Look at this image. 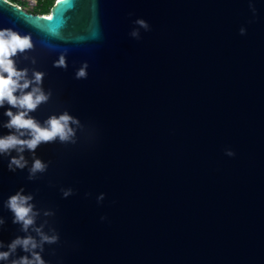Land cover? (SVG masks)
Returning a JSON list of instances; mask_svg holds the SVG:
<instances>
[{
  "label": "water",
  "instance_id": "95a60500",
  "mask_svg": "<svg viewBox=\"0 0 264 264\" xmlns=\"http://www.w3.org/2000/svg\"><path fill=\"white\" fill-rule=\"evenodd\" d=\"M49 16L0 0V29L33 43L17 67L51 92L30 115L68 112L76 142L41 144L32 180V153L15 172L0 156V241L24 235L3 206L23 189L59 236L46 264H264V0H55Z\"/></svg>",
  "mask_w": 264,
  "mask_h": 264
},
{
  "label": "clouds",
  "instance_id": "9594fccd",
  "mask_svg": "<svg viewBox=\"0 0 264 264\" xmlns=\"http://www.w3.org/2000/svg\"><path fill=\"white\" fill-rule=\"evenodd\" d=\"M48 16L46 19H50ZM136 23L148 30L149 25L144 20H137ZM244 29H240L241 35ZM133 37H138L139 33L133 31ZM33 48L30 35L21 36L19 33L9 28L0 29V108L5 104L9 106L3 113L8 119L0 123V127L10 130L8 135L0 136V156H8V170L15 172L23 170L28 166V161L23 153L25 151L33 154L31 167L28 169V179L35 178L37 173H43L47 170V164L35 157V151L41 144L56 142L72 143L75 141V130L71 125H79V121L68 112L59 115H52L43 125L34 119L30 114L43 103H47L51 97V92H45L41 87L44 73L33 71L31 78L28 76L27 68H18L15 57L18 54L23 55ZM28 59L27 56L24 57ZM31 63L35 64L33 58ZM54 67L66 68L65 56L62 54L54 62ZM87 63L83 64L75 73L76 79L87 78ZM11 109H15V112ZM15 152L16 155H12ZM228 156L234 155L228 151ZM71 189L63 191L67 197L71 194ZM103 197H99L102 199ZM31 194H23V189L9 196L3 202V206L12 213V223L20 226L23 236H16L9 243L0 241V261L8 264H46L41 253L44 251V245L55 244L59 240L57 234L48 235L42 229L43 225L36 226V218L39 215L32 203ZM51 213L45 212V215ZM5 224L3 217H0V227ZM36 233V237L29 234ZM25 255L17 256V250Z\"/></svg>",
  "mask_w": 264,
  "mask_h": 264
},
{
  "label": "trees",
  "instance_id": "16d2710c",
  "mask_svg": "<svg viewBox=\"0 0 264 264\" xmlns=\"http://www.w3.org/2000/svg\"><path fill=\"white\" fill-rule=\"evenodd\" d=\"M16 3L17 6L26 8L28 3L24 0H10ZM55 0H37V6L33 10V14L49 16Z\"/></svg>",
  "mask_w": 264,
  "mask_h": 264
},
{
  "label": "rangeland",
  "instance_id": "374dc122",
  "mask_svg": "<svg viewBox=\"0 0 264 264\" xmlns=\"http://www.w3.org/2000/svg\"><path fill=\"white\" fill-rule=\"evenodd\" d=\"M28 3L26 8H23L25 11L32 13L34 8L37 6V0H24Z\"/></svg>",
  "mask_w": 264,
  "mask_h": 264
},
{
  "label": "snow or ice",
  "instance_id": "6c2138e0",
  "mask_svg": "<svg viewBox=\"0 0 264 264\" xmlns=\"http://www.w3.org/2000/svg\"><path fill=\"white\" fill-rule=\"evenodd\" d=\"M61 3H63V0H61ZM51 18L50 19H47V20H49V21H51V20H53V17L52 16H50Z\"/></svg>",
  "mask_w": 264,
  "mask_h": 264
}]
</instances>
